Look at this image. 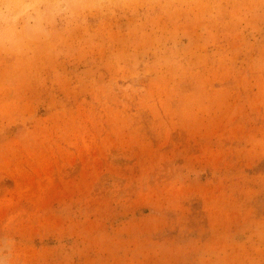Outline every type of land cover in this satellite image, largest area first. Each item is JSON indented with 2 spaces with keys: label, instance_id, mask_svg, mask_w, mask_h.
Returning <instances> with one entry per match:
<instances>
[{
  "label": "rangeland",
  "instance_id": "374dc122",
  "mask_svg": "<svg viewBox=\"0 0 264 264\" xmlns=\"http://www.w3.org/2000/svg\"><path fill=\"white\" fill-rule=\"evenodd\" d=\"M217 4L0 62L4 264H264V0Z\"/></svg>",
  "mask_w": 264,
  "mask_h": 264
},
{
  "label": "clouds",
  "instance_id": "9594fccd",
  "mask_svg": "<svg viewBox=\"0 0 264 264\" xmlns=\"http://www.w3.org/2000/svg\"><path fill=\"white\" fill-rule=\"evenodd\" d=\"M188 3L189 0H0V62L6 58L14 71L30 70L38 63L71 62L83 52L85 44L89 49L101 47L98 41L113 20L134 22L124 33L129 39L138 31L143 37L145 25L185 11ZM221 3L224 0H218L215 14H207L208 18L232 15L230 9H220ZM89 21H95V26ZM141 63L145 69L149 67L146 60H134L133 69ZM119 70L123 71L124 66L119 65ZM58 76L54 71V83ZM131 87L125 84L121 91ZM0 264L4 262L0 260Z\"/></svg>",
  "mask_w": 264,
  "mask_h": 264
}]
</instances>
